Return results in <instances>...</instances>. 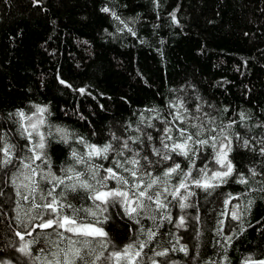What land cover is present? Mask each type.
Returning a JSON list of instances; mask_svg holds the SVG:
<instances>
[{"label":"trees","instance_id":"trees-1","mask_svg":"<svg viewBox=\"0 0 264 264\" xmlns=\"http://www.w3.org/2000/svg\"><path fill=\"white\" fill-rule=\"evenodd\" d=\"M104 6L119 19L101 12ZM61 79L72 87L60 84ZM36 106L47 111L40 114ZM176 109L191 124L202 125L203 138L210 143L211 137L227 138L233 179L210 194L192 189L195 195L186 201L192 206L184 210L168 196L167 208L157 211L152 206L155 220L143 214L137 222L119 204L108 205L106 212L98 213L104 221L98 226L111 241L103 254L146 241L145 233L152 229L156 235L142 249L138 264H242L246 257L264 259V0H39V6L36 0H0V134L17 146L16 155L26 154L21 149L26 141L15 123V114L24 111L26 126L29 117L33 122L45 120L41 131L49 125L63 128L98 146L117 144L113 135L120 143L127 140L147 167L148 161L159 159L153 148L161 147L163 129L171 127L175 134L184 126L179 121L164 123L173 119ZM70 148L82 150L83 145L74 139L67 145L57 138L48 140L45 151L56 175L71 163ZM197 148V168L205 163L218 167L210 163L211 147ZM131 155L125 152V157ZM125 157L110 154L108 161L95 162L114 167L112 160ZM13 159L12 166L0 168V261L33 264L17 247L36 241L29 248L32 256H40L42 248L56 250L49 241L57 237L42 234L53 229L39 228L27 235L29 223L40 222L32 217L41 210L30 206L31 197L23 201L17 195V190L26 194L27 181L21 177L13 185L14 173L23 168ZM173 159L186 169L183 157ZM149 170L161 173L159 165ZM241 174L246 184L234 182ZM178 180L173 174L169 191ZM67 201L77 208L93 206L84 192L67 194ZM233 211L241 214L239 220L231 218ZM180 216L186 223L177 227ZM165 250L166 256H156Z\"/></svg>","mask_w":264,"mask_h":264},{"label":"snow or ice","instance_id":"snow-or-ice-1","mask_svg":"<svg viewBox=\"0 0 264 264\" xmlns=\"http://www.w3.org/2000/svg\"><path fill=\"white\" fill-rule=\"evenodd\" d=\"M36 4L39 6V0H36ZM100 11L110 13L114 18L119 19L107 6L102 7ZM172 19L173 22L178 23L175 15ZM128 31L132 32V29L129 28ZM59 83L69 88L72 87L63 79ZM78 91L81 94L85 93L84 88H80ZM36 111L43 114L47 109L36 106ZM169 111L171 112L172 108ZM15 116L19 118L15 121L18 125V135L26 141L21 146L22 150L26 149V154L23 157L16 155L13 149L17 146L5 139L4 134H0V168L12 166L14 156L23 164L22 170L14 173L12 183L15 185L16 180L21 177L27 181L24 184L26 194L17 190V195L21 196L23 201H29L31 197L30 206L41 210L37 216L32 217L33 220L39 219L40 222L34 225L29 223L25 229L27 235H32L35 229L39 228L41 230L53 229L52 233L42 232V234L57 237V240L49 241L56 250L42 248L40 256H32L29 248V245L36 241H27L17 247L21 254L33 261V264H97V262L100 264H138L142 249L154 239L155 230H147L146 241L129 244L122 250H116L114 247L113 251L105 256L103 253L111 241L108 238V233L98 226L104 222L99 219L98 213L106 212L108 205L119 204L130 219L137 218V222H139L138 217L147 214L149 218L155 220L152 206L155 205L157 211L167 208L168 196H171L178 207L184 210L192 206L186 203L189 197L195 195L192 189L198 188L206 194H210L234 177L235 165L229 159L231 148L230 143L225 142L227 138L221 137L217 141L216 137H211L210 143L209 139L203 138L205 135L203 126L191 124L188 117H182L179 109H176L171 121H164V123L168 125L179 121L184 126L176 129L175 134L171 127L166 126L163 129V135L160 138L161 147L153 148L154 154L159 159L148 161L147 156L143 157L148 161L147 167L141 164L139 152L134 151L127 140L120 143L119 138L115 135L111 139L117 141V144L107 142L98 146L87 142L83 137L75 138L74 133L63 128H52L49 125L44 131H41L40 127L45 124L44 119L33 122L29 117V125L26 126L24 111L17 112ZM148 127H152V125L149 124ZM189 129L195 130L190 131ZM50 138H57V142L66 145L74 139L75 143L83 145L82 150L70 148L71 163L60 169L62 175L52 172L50 157L45 151ZM152 138L151 134L147 137L148 140H152ZM197 146L200 149L205 146L211 147L213 155L210 163H214L218 167L209 168L205 163L203 167L197 168L196 157L200 154ZM126 151L132 153L131 157H125ZM110 154L125 158L112 160L111 163L114 167L107 168L102 163L95 162L96 160L108 161ZM173 155L183 157L187 161L186 169H181V162L174 160ZM37 161L40 163H36ZM169 161H171L170 164L167 163ZM165 164H167L166 167ZM153 165L160 166L161 173L159 175H153L149 170ZM101 171L104 175L100 174ZM193 171H195V175H193ZM173 174L178 175L179 180L175 185H171L172 190L169 191ZM253 175H258V173L253 172ZM109 181H114L115 186L109 187ZM234 182L246 184L247 180L241 174L238 180L234 179ZM41 183H46L50 187L41 188ZM58 188L61 191L57 192ZM261 190L264 191V189ZM78 192L86 193V199L92 201L93 206L77 208L67 201V194ZM37 197L39 202H37ZM239 207L236 205L237 209ZM65 209H71V213H67ZM240 216L238 211L231 213L233 220H239ZM166 218L171 222L170 216ZM106 220L107 217H105ZM185 223V217L180 216L176 226L182 227ZM65 233L70 235L66 236ZM15 235L21 242L25 241V235L21 232L17 231ZM64 241L67 243L61 248L60 244ZM180 250L186 251V248ZM166 255L167 250L156 252L158 257ZM0 264L3 262L0 261ZM153 264H158V262L153 261ZM242 264H264V259L256 260L246 257Z\"/></svg>","mask_w":264,"mask_h":264},{"label":"rangeland","instance_id":"rangeland-1","mask_svg":"<svg viewBox=\"0 0 264 264\" xmlns=\"http://www.w3.org/2000/svg\"><path fill=\"white\" fill-rule=\"evenodd\" d=\"M67 243V241L66 242H64V245Z\"/></svg>","mask_w":264,"mask_h":264}]
</instances>
